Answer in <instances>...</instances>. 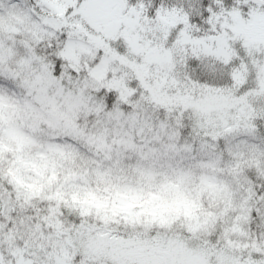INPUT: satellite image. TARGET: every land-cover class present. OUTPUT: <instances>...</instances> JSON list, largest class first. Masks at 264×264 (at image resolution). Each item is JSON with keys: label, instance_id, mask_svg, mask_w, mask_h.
Listing matches in <instances>:
<instances>
[{"label": "snow or ice", "instance_id": "1", "mask_svg": "<svg viewBox=\"0 0 264 264\" xmlns=\"http://www.w3.org/2000/svg\"><path fill=\"white\" fill-rule=\"evenodd\" d=\"M0 264H264V0H0Z\"/></svg>", "mask_w": 264, "mask_h": 264}]
</instances>
